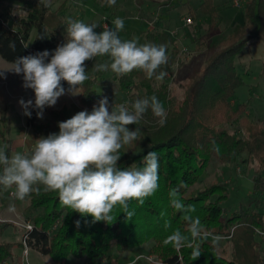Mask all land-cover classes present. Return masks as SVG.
I'll return each instance as SVG.
<instances>
[{"label":"trees","instance_id":"1","mask_svg":"<svg viewBox=\"0 0 264 264\" xmlns=\"http://www.w3.org/2000/svg\"><path fill=\"white\" fill-rule=\"evenodd\" d=\"M10 2L0 0V58L3 61L11 64L20 57L45 50L51 53L66 42L64 4L53 9L51 4L45 7L39 0H20L18 7L25 16H16ZM244 5L242 23L232 28L219 44L220 48L214 51L211 48L213 52L205 66L190 76L180 98L174 95L166 78L148 79L141 71L123 77L112 73L113 82L127 102L155 95L166 110L163 127L151 110L145 114L140 139L121 149L118 162L121 168L142 167L143 157L156 151L160 158V178L155 195L147 198L142 206L132 201L129 208L134 210V215L127 219L119 207L115 208L113 223L106 224L92 223L91 216L82 217L62 206L54 192L34 193L23 200L26 221L32 226L25 235L29 250L54 264H67L70 260L99 264L103 258L111 260V250L123 255L141 249L156 262L142 258L132 264H264V240L257 235V231H264V122L248 120L244 116L247 103L235 101V92L244 82L234 66L245 48L257 42L264 45V0H248ZM199 12L206 19L207 36L217 28L219 10L211 0H201ZM194 29L198 33L199 27ZM32 32L34 36L29 42ZM142 39L144 43L166 45L169 60L162 71L177 62L180 54L177 40L162 26L161 20ZM196 39L198 36L193 42ZM106 59L97 57L85 62L89 79L79 87L81 94L77 95V103L81 111L92 110L106 96L107 86L100 82L106 72L92 70L94 63ZM61 84L66 90L69 88L66 81ZM30 111L32 115L25 116V123L34 139L58 133V122L67 120L60 110L46 109L44 122L37 118L36 109ZM227 122L239 125L242 136L225 130L222 125ZM129 128L138 127L130 125ZM6 150L9 154L10 148ZM211 159L222 165H233L239 160L245 164L248 159L255 163L248 203L227 218L220 206L227 198L226 184L196 186ZM174 187H179L185 204L195 206L192 216L199 217L202 227L200 238L190 239L181 248L164 243L175 229L187 234L182 213L170 206L169 191ZM166 222L170 225L167 228ZM8 225L0 224V230ZM216 237L229 244L227 257L226 252L218 251ZM14 247L22 249V243L0 240V264L14 258ZM196 248L201 254L193 260Z\"/></svg>","mask_w":264,"mask_h":264},{"label":"clouds","instance_id":"2","mask_svg":"<svg viewBox=\"0 0 264 264\" xmlns=\"http://www.w3.org/2000/svg\"><path fill=\"white\" fill-rule=\"evenodd\" d=\"M105 2L113 6L116 0ZM39 3L48 7L50 0ZM111 23L113 27L104 24L103 31L97 33L94 31L97 23L66 18L65 43L51 53L45 50L20 57L11 63L10 69L0 70V77L9 71L22 74V86L34 91V102L19 100L25 116L31 117L30 109L34 108L37 118L42 119L44 109L54 107L60 97L80 95L79 87L89 79L85 62L97 57L107 59L94 63V72L111 71L123 77L141 71L148 79L165 78L167 73L161 69L169 60L166 45L141 44L138 38L122 40L119 33L124 28L123 19L117 17ZM61 81L67 82V90ZM149 110L163 127L167 113L155 95L118 105L109 103L104 96L90 112L85 109L58 122V133L35 139L30 151L9 155L6 146L0 148V187L12 189V196L20 201L41 191L54 192L62 206L82 217L91 216L92 223L112 224L117 207L126 219L130 218L134 215L130 203L136 201L142 206L159 189L160 158L156 151L143 157L142 167L121 168L118 163L121 149L140 139L141 130L129 126L139 124ZM169 200L170 206L182 213L187 234L175 229L164 243L181 248L190 239L200 238L202 227L199 217L192 216L195 206L185 204L180 198L179 187L170 189ZM75 223L80 226L79 220ZM169 226L166 222L165 227ZM219 239L216 237L215 242ZM200 254L198 248L194 249L193 260Z\"/></svg>","mask_w":264,"mask_h":264},{"label":"rangeland","instance_id":"3","mask_svg":"<svg viewBox=\"0 0 264 264\" xmlns=\"http://www.w3.org/2000/svg\"><path fill=\"white\" fill-rule=\"evenodd\" d=\"M23 1V0H22ZM212 5L219 10V20L217 28L211 33H207V23L205 17L199 12L201 0H116L115 5L109 6L105 0H50L53 9L61 5L65 6L66 18L81 20L85 23L99 24L95 32L103 31L102 25L107 24L113 27L112 20L119 17L124 21V28L119 33L122 40L138 38L143 44L142 35L151 29L152 25L161 20L162 26L177 40L179 56L177 62L166 68L165 76L168 85L175 96L180 98L183 86L188 82L190 76L196 70H202L211 52L217 50L219 44L231 32L232 28L243 21L242 11L245 6L244 0L240 7L232 5L231 0H211ZM11 11L16 16H25L18 6L20 0H11ZM190 19L191 23L186 24L185 19ZM66 26V25H65ZM199 27V31L194 29ZM34 36L32 32L29 42ZM195 42L193 38L197 37ZM213 48V51L211 50ZM264 63V45L261 42L250 45L244 49L243 53L234 61V66L244 84L235 92V101L247 103V110L244 116L248 120L264 122V73L262 64ZM11 64L0 58V70L11 68ZM100 82L106 84V96L109 103L118 105L127 102L124 95L120 94L112 79V72L107 71L105 78ZM22 74L6 72L4 77H0V148H10L9 155L16 151H30L35 143L29 128L25 123V115L19 104L22 98L25 101L34 100L35 95L32 89L23 86ZM55 109L63 112L69 119L77 112L81 111L77 103V95L65 94L60 97L54 107H46L43 118L46 121L45 110ZM91 110H89L90 112ZM261 123V122H260ZM144 118L137 127L144 129ZM225 130L242 136L243 132L237 124L226 123L222 125ZM245 158V156L240 159ZM255 163L251 159L241 164L240 160L233 165H222L211 159L207 169L201 178L199 188L211 184H226L227 198L220 203L225 218L233 215L237 210L246 205L252 193V176ZM12 189L0 187V218L2 223L9 225L0 230V240L13 244L21 243L23 224L26 216L23 211L25 203L20 200L11 199L9 192ZM258 235V234H257ZM261 240V239H260ZM263 240V239H262ZM219 252H226L229 255L230 246L226 240L215 242ZM264 248V243H263ZM21 248L14 247L13 254L19 255ZM30 256L33 251H28ZM144 250H131L118 254L115 250L110 251V258L115 264H132L137 257H148L144 255ZM32 261L27 259L23 264H49L47 258ZM153 259V257H151ZM104 260V258L102 259ZM106 262V259H105ZM153 262H156L153 259Z\"/></svg>","mask_w":264,"mask_h":264},{"label":"built area","instance_id":"4","mask_svg":"<svg viewBox=\"0 0 264 264\" xmlns=\"http://www.w3.org/2000/svg\"><path fill=\"white\" fill-rule=\"evenodd\" d=\"M244 1V0H231V3L233 6L235 7H240V3ZM185 23L186 24H190L191 23V20L190 19H185ZM12 191L11 190L8 194H9V197L11 199H15L13 196H12ZM4 221L1 220L0 218V223H2ZM23 228V231H22V235H21V243H22V251H21V254H22V257H23V260L27 262V255H28V247L26 246L25 244V235L28 231H30L32 229V226L29 222L25 221V223L23 224L22 226ZM257 234L260 236L261 239L264 240V231H257ZM144 258V260L148 261V262H153V259L151 257H137L135 258V260L137 259H142ZM28 263V262H27ZM3 264H11V263H8V262H5ZM99 264H105V259L104 260H101V262Z\"/></svg>","mask_w":264,"mask_h":264},{"label":"crops","instance_id":"5","mask_svg":"<svg viewBox=\"0 0 264 264\" xmlns=\"http://www.w3.org/2000/svg\"><path fill=\"white\" fill-rule=\"evenodd\" d=\"M33 255H34V256H30V254H29V252H28L27 259H30V258H31L30 260L35 261V260L38 259L37 257H41L40 259L47 258V257H44V256H42V255H39L38 253H36V252H34V251H33ZM47 259H48V258H47ZM48 260H49V259H48ZM7 262H8V263H11V264H23L24 260H23V257H22L21 252H20L19 255H14V258H13L11 261H7ZM24 263H25V262H24ZM48 263H49V264H54V263H52L50 260H49ZM67 264H85V263H84V262H76V261H74V260H70V261H68ZM105 264H115V262L112 261V260H106Z\"/></svg>","mask_w":264,"mask_h":264}]
</instances>
